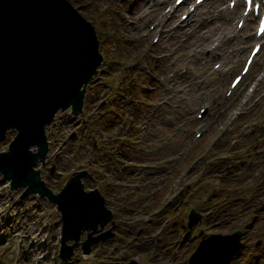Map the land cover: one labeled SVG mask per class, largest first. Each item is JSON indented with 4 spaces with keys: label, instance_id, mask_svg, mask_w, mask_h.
Returning a JSON list of instances; mask_svg holds the SVG:
<instances>
[{
    "label": "rangeland",
    "instance_id": "374dc122",
    "mask_svg": "<svg viewBox=\"0 0 264 264\" xmlns=\"http://www.w3.org/2000/svg\"><path fill=\"white\" fill-rule=\"evenodd\" d=\"M66 1L95 27L105 63L99 81L88 87L83 115L73 121L69 110L48 126L50 153L38 169L55 194L75 173L86 171L85 191L103 194L116 228L91 255L80 247L64 263L63 224L55 206L39 197L22 199V191H12L0 176V264H189L203 239L237 232L240 251L232 264H264V49L227 97L252 47L263 42L254 40L257 21L250 17L240 32L241 0L233 17L225 13L230 0H205L195 12L189 0L175 18L169 12L175 0ZM211 9L214 22L199 27ZM146 64L159 76L150 78ZM176 70L183 78L173 75ZM133 80L138 91L128 89ZM146 97L150 101L140 103ZM167 98L171 104L162 105ZM205 107L208 115L198 121ZM120 114L127 115L125 124ZM232 115L237 119L230 123ZM147 116V130H138L136 123ZM196 126L203 132L197 142ZM16 136L8 132L0 152L8 151ZM118 139L121 149L110 158ZM196 157L202 158L197 166ZM142 162L151 166L142 173L148 177L131 175L132 164ZM190 216H201L192 229ZM88 239L84 233L80 242Z\"/></svg>",
    "mask_w": 264,
    "mask_h": 264
},
{
    "label": "water",
    "instance_id": "95a60500",
    "mask_svg": "<svg viewBox=\"0 0 264 264\" xmlns=\"http://www.w3.org/2000/svg\"><path fill=\"white\" fill-rule=\"evenodd\" d=\"M103 62L95 27L66 0H0V144L17 132L8 152L0 153V176L12 191H24L22 199L39 196L57 207L64 263L78 248L91 255L113 238L116 222L99 190L85 191L86 171L55 194L35 168L46 165L50 152L46 128L60 112L83 114L87 87ZM190 219L192 229L201 216ZM84 233L89 239L81 243ZM240 239V232L203 239L189 264H230Z\"/></svg>",
    "mask_w": 264,
    "mask_h": 264
},
{
    "label": "bare ground",
    "instance_id": "6f19581e",
    "mask_svg": "<svg viewBox=\"0 0 264 264\" xmlns=\"http://www.w3.org/2000/svg\"><path fill=\"white\" fill-rule=\"evenodd\" d=\"M184 4V3H183ZM183 4L182 5H180V6H183ZM177 11H178V8H172V13H171V15H172V18H175L176 17V13H177ZM213 9H211V10H209L208 11V13L206 14V16L208 17L207 19H203L202 20V22L199 24V27H205V24H206V22L207 21H213L214 20V15H213ZM225 13H226V15L227 16H235V15H237L238 14V12H237V7L236 8H234L233 10H226L225 11ZM190 14V13H189ZM241 18H240V20H245V25H244V28H243V30H245V27H247L248 26V24L249 23H251V19H249V17L248 18H245L243 15H241L240 16ZM214 22V21H213ZM180 24H183V22L181 21L180 22ZM195 27V26H194ZM191 30L192 31H194V30H198V28H191ZM249 37H252L253 38V35H248ZM248 37V38H249ZM256 38V37H255ZM254 38V40L256 41V39ZM213 55V54H212Z\"/></svg>",
    "mask_w": 264,
    "mask_h": 264
},
{
    "label": "flooded vegetation",
    "instance_id": "af4514ba",
    "mask_svg": "<svg viewBox=\"0 0 264 264\" xmlns=\"http://www.w3.org/2000/svg\"><path fill=\"white\" fill-rule=\"evenodd\" d=\"M197 141H199V140H196V142H197ZM177 149H178V148H177ZM177 149H176V150H177ZM167 150H168V149H167ZM174 151H175V150H174ZM144 152H145V154H147V150H145ZM200 152H201V151H200L199 149L196 150V156H197ZM116 153H117V152H116ZM116 153H115V154H116ZM115 154L113 155L114 158H115ZM196 160H197V157H196ZM143 163H144V162L140 163V165H144V166L146 167V170H145V171H146V172H150L149 169L151 168V166L148 165V164H146V163H145V164H143ZM142 173H143V172L137 174L136 177H138V176H141V177H148V176H146L145 174H142Z\"/></svg>",
    "mask_w": 264,
    "mask_h": 264
},
{
    "label": "trees",
    "instance_id": "16d2710c",
    "mask_svg": "<svg viewBox=\"0 0 264 264\" xmlns=\"http://www.w3.org/2000/svg\"><path fill=\"white\" fill-rule=\"evenodd\" d=\"M222 182H224V181H222Z\"/></svg>",
    "mask_w": 264,
    "mask_h": 264
}]
</instances>
